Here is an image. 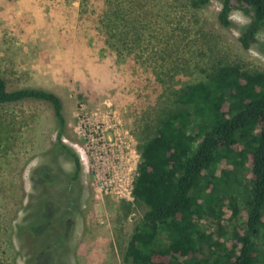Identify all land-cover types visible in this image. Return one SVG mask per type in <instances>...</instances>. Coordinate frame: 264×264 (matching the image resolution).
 Instances as JSON below:
<instances>
[{
  "label": "rangeland",
  "instance_id": "374dc122",
  "mask_svg": "<svg viewBox=\"0 0 264 264\" xmlns=\"http://www.w3.org/2000/svg\"><path fill=\"white\" fill-rule=\"evenodd\" d=\"M220 10L221 0L202 8L185 0H0V76L10 90L59 96L68 127L63 141L82 164L79 179L65 188L77 194L69 197L71 226L59 234L49 227L35 240L44 205L57 204L63 191L47 186L36 200L31 174L47 166L53 181L58 167L65 177L72 165L56 164L50 153L57 126L49 104L0 106L2 264H131L127 243L147 210L131 195L138 147L172 107L171 90L206 81L225 65L264 70V26L244 49L239 29L252 12L232 10L227 28ZM133 36L145 39L138 51L129 46ZM64 216L59 206L58 220ZM62 233L68 239L57 241Z\"/></svg>",
  "mask_w": 264,
  "mask_h": 264
},
{
  "label": "trees",
  "instance_id": "16d2710c",
  "mask_svg": "<svg viewBox=\"0 0 264 264\" xmlns=\"http://www.w3.org/2000/svg\"><path fill=\"white\" fill-rule=\"evenodd\" d=\"M185 1L202 8L211 0ZM243 7L252 18L239 29V40L250 49L264 26V0H221L218 19L229 28L230 13ZM141 42L145 46V39L133 36L129 46L138 51ZM170 96L172 107L138 147L132 196L147 210L128 240L125 260L264 264V70L225 65L206 81L172 89ZM23 101L52 107L57 139L50 153L72 165L69 178L79 179L80 157L63 141L68 127L59 96L41 88L10 90L0 76V106Z\"/></svg>",
  "mask_w": 264,
  "mask_h": 264
},
{
  "label": "flooded vegetation",
  "instance_id": "af4514ba",
  "mask_svg": "<svg viewBox=\"0 0 264 264\" xmlns=\"http://www.w3.org/2000/svg\"><path fill=\"white\" fill-rule=\"evenodd\" d=\"M60 160H64V159H63V157L58 156L55 159V161L57 162L56 164H58ZM56 166H58V165H56ZM49 170L50 169L47 166H38L31 174V179H30L31 184L33 185V188H35V187L37 188V192H34L37 194L36 200L38 197L40 198L41 196L44 195L47 186L54 185V187H55L58 184H59L58 186H60L61 190L63 191V192H60L61 194H63L62 200L57 202V204H55V205L53 202H46V204L43 207V215H44V218H42L43 223H41V224L37 223L36 226L32 227V231H33V234H35V236H38L35 229H39V227L42 228V231H45V230H48L49 227L55 226V228H58L62 231L63 228L68 229L72 224L69 220L70 217L67 216L71 211V208L68 206L69 202H71L69 197L72 196V197L76 198L77 194L75 193V195H73L75 192L74 187H71V190L69 189V191H66L65 188H69L70 187L69 185H74V182L77 181L78 179L72 180L71 178L68 177L69 173L67 176L64 177V175L67 174V172H65L64 168L58 167L57 168V175L55 176V179H54L55 181L54 180L51 181V180H48V177L50 174V173H48ZM58 174L60 175L59 178H58ZM63 177H64V181H63V183H61L60 181L63 179ZM49 200L51 201L50 198H49ZM76 200H77V198H76ZM48 206H50L51 208L47 211V213H48V215H47L46 210L48 209L47 208ZM59 206L62 207L64 209V211L66 212V213H64L65 216L61 220H58V218H57V214H59ZM74 207L78 208V202L77 201L75 202ZM73 216L74 215H72V217ZM64 232H68V230H64ZM68 236L69 235H67V233H62L59 236V238L56 240L59 241L61 239V241H64V240L66 241V238L68 239Z\"/></svg>",
  "mask_w": 264,
  "mask_h": 264
},
{
  "label": "built area",
  "instance_id": "2783aa9c",
  "mask_svg": "<svg viewBox=\"0 0 264 264\" xmlns=\"http://www.w3.org/2000/svg\"><path fill=\"white\" fill-rule=\"evenodd\" d=\"M80 160H81V159H80ZM136 170H137V169H136ZM104 188H105V184H102V185H101V190L104 189ZM132 188H133V186H132ZM131 195H132V191H131Z\"/></svg>",
  "mask_w": 264,
  "mask_h": 264
}]
</instances>
